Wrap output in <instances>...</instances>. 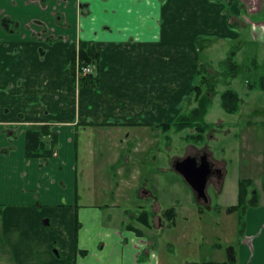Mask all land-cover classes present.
I'll list each match as a JSON object with an SVG mask.
<instances>
[{"label": "crops", "instance_id": "crops-1", "mask_svg": "<svg viewBox=\"0 0 264 264\" xmlns=\"http://www.w3.org/2000/svg\"><path fill=\"white\" fill-rule=\"evenodd\" d=\"M3 16L19 29L0 26V264H167L138 218L150 210L162 228L163 209L131 210L152 192L125 175L192 92L195 38L264 44V0H0ZM81 40L101 54L98 87L73 85ZM40 124L58 133L48 161L26 156L27 129ZM80 157L106 159L119 177L103 186L111 198L79 178ZM262 205L245 210L234 264H264Z\"/></svg>", "mask_w": 264, "mask_h": 264}, {"label": "rangeland", "instance_id": "rangeland-1", "mask_svg": "<svg viewBox=\"0 0 264 264\" xmlns=\"http://www.w3.org/2000/svg\"><path fill=\"white\" fill-rule=\"evenodd\" d=\"M194 41L198 59L197 73L200 63L205 65L208 63L212 68L210 73L213 75L224 71L222 61L226 59L230 50L238 45L235 40L222 41L205 34L198 35ZM242 43L245 41L242 40ZM201 44L206 45V48L203 46V51L199 52L198 47ZM239 47L241 49L239 48L235 57L241 69L239 75L234 78L217 76L214 81L216 93L206 115L210 125L203 139L197 141L192 138L197 134L193 127H186L180 131L175 125L166 130L162 128L164 133L160 141L157 140L159 142H156L152 150H147L142 157L140 156L144 162L138 166L139 172L125 175L127 179L145 186L152 192L151 196L144 199L134 195L130 202L131 210L139 205L150 208L154 201L163 210L175 208L174 221L170 222L166 217H162V228H159L157 225L160 222L152 219V227L144 229L146 235L157 242L164 263L166 261L167 264H203L209 261H226L227 264H234L230 250L232 248L239 250L242 237L240 221L244 220L245 211L228 213L226 209L237 203L239 180L252 179L258 191L256 199L260 205L264 204V91H251L247 83V78L253 80L256 71L264 72V44L247 43ZM248 71H252V78L249 76L251 72ZM96 72L95 70L94 74ZM197 79L196 76V81ZM229 83L243 99L238 113H229L222 106L220 93ZM99 85L100 82L95 87ZM183 102L181 111L184 107L192 108L196 105L194 101L187 103L186 106L185 99ZM195 150L207 151L225 170L223 186L217 188L215 184H210L207 187L209 206L196 202V194L172 163L175 159ZM104 161L105 158L98 157L92 162L93 166H90V157H86L84 162L80 157L79 178L82 176L80 179L83 181L88 179L92 183L96 182L99 198H111L108 193L105 194L103 186L107 182L115 183L119 177ZM92 168L94 171L90 172ZM114 174L117 179L113 177ZM124 205V208L128 206ZM128 222L141 226L135 220Z\"/></svg>", "mask_w": 264, "mask_h": 264}, {"label": "trees", "instance_id": "trees-1", "mask_svg": "<svg viewBox=\"0 0 264 264\" xmlns=\"http://www.w3.org/2000/svg\"><path fill=\"white\" fill-rule=\"evenodd\" d=\"M0 25L9 33H15L19 29V23L9 17L1 18ZM242 40L245 41V43H242ZM247 43L257 45L255 42L248 41L245 37L238 40V45L234 46V48L228 53L226 59L222 61L224 71L221 73H215L213 75L210 73L212 68L208 63H206V65L204 63H200L196 84L191 95L185 99V106L191 101H194L196 105L192 108L184 107L181 113H179L177 118L171 124H160L161 128L166 130L171 128L172 125H175L176 129L180 131L186 127H193L197 131V134L193 135L192 138H195L197 141L202 140L210 125L206 120V115L208 108L211 105L212 98L216 93L214 81L217 76H222L223 78H234L239 75L241 69L240 65L235 61V57L241 49L239 46H243ZM203 46L206 48V45L201 44V46L198 47L199 52L203 51ZM100 60L101 54L99 50H97L95 43L93 41L81 40L79 49L74 50L71 56L70 68L72 72L73 85L76 87L97 86L100 82ZM87 65L95 66V70L97 72L95 74L84 73L83 67ZM248 72H251V75L249 76L252 78V71ZM247 81L249 90L264 91V72L256 71L253 76V80L247 78ZM220 94L222 106L227 112L238 113L241 110L243 99L237 90L230 87V83ZM57 143L58 133L53 130L51 124L31 125L28 127L26 132V156L28 158H43L48 161L53 156ZM257 192L258 191L255 189L254 181L252 179L248 178L239 180L237 203L227 207L226 211L228 213L238 211L244 212L247 207L259 206L260 202L256 199ZM151 212L152 211L150 210L142 208V211L138 214V218H140L147 227L152 226L150 221L152 216ZM162 215H164V217H166L169 221H174L175 208L172 207L164 209L162 211ZM240 225L242 228V235L244 233L245 218L244 220L242 219V222L240 221ZM203 264H227V262L210 261Z\"/></svg>", "mask_w": 264, "mask_h": 264}, {"label": "flooded vegetation", "instance_id": "flooded-vegetation-1", "mask_svg": "<svg viewBox=\"0 0 264 264\" xmlns=\"http://www.w3.org/2000/svg\"><path fill=\"white\" fill-rule=\"evenodd\" d=\"M3 17H6V16H3ZM79 44H80V42H79ZM78 49H79V47L76 50H78ZM87 66L92 67V72H88V73H94L95 72V66H93V65H87ZM186 159L191 160V162H190L191 166L195 167L196 172H194V174H196V176H195L196 179H200V177L203 176L204 173L207 174L206 184H205V195H203V196L199 195V193L197 191H195L189 184L188 185L191 187L193 192L196 194V196H195L196 202L197 203L201 202V204H206L207 206H209L210 197H209V194L207 192V187L210 184H215L217 186V188L223 186L222 183H223L224 177H225L224 167L221 163L216 161L213 158V156L211 157V154L208 153L207 151L195 150V151H192V152L186 154V156H184L182 158L175 159L173 161L174 168H175V164L177 161L182 162ZM195 182H196V184L198 183L197 181H195Z\"/></svg>", "mask_w": 264, "mask_h": 264}, {"label": "water", "instance_id": "water-1", "mask_svg": "<svg viewBox=\"0 0 264 264\" xmlns=\"http://www.w3.org/2000/svg\"><path fill=\"white\" fill-rule=\"evenodd\" d=\"M191 160H184V161H177L175 164V169L177 172H179L185 181L195 190L199 193V195L203 196L205 195V184H206V177L207 174L204 173L203 176L200 177V179H196V172L195 167L191 166ZM197 181L198 183L196 184Z\"/></svg>", "mask_w": 264, "mask_h": 264}, {"label": "built area", "instance_id": "built-area-1", "mask_svg": "<svg viewBox=\"0 0 264 264\" xmlns=\"http://www.w3.org/2000/svg\"><path fill=\"white\" fill-rule=\"evenodd\" d=\"M83 72L84 73L92 72V67L91 66L83 67ZM55 154H57V152H55Z\"/></svg>", "mask_w": 264, "mask_h": 264}]
</instances>
